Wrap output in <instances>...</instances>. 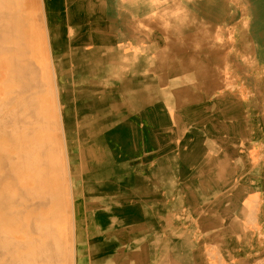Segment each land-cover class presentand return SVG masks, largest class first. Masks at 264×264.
<instances>
[{
	"label": "bare ground",
	"instance_id": "obj_1",
	"mask_svg": "<svg viewBox=\"0 0 264 264\" xmlns=\"http://www.w3.org/2000/svg\"><path fill=\"white\" fill-rule=\"evenodd\" d=\"M0 264H264V0H0Z\"/></svg>",
	"mask_w": 264,
	"mask_h": 264
},
{
	"label": "clouds",
	"instance_id": "obj_2",
	"mask_svg": "<svg viewBox=\"0 0 264 264\" xmlns=\"http://www.w3.org/2000/svg\"><path fill=\"white\" fill-rule=\"evenodd\" d=\"M153 5L159 4L161 2H166V0H151ZM171 16L173 18H176L179 20L180 17H183L182 20H179L180 23H183L184 20L187 19V9L185 8H178L175 12L171 13ZM167 26V25H166Z\"/></svg>",
	"mask_w": 264,
	"mask_h": 264
}]
</instances>
